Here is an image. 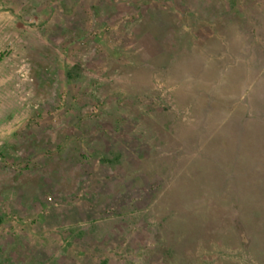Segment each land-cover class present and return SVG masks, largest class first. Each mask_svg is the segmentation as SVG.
I'll list each match as a JSON object with an SVG mask.
<instances>
[{"label":"rangeland","instance_id":"obj_1","mask_svg":"<svg viewBox=\"0 0 264 264\" xmlns=\"http://www.w3.org/2000/svg\"><path fill=\"white\" fill-rule=\"evenodd\" d=\"M0 264H264V0H0Z\"/></svg>","mask_w":264,"mask_h":264}]
</instances>
